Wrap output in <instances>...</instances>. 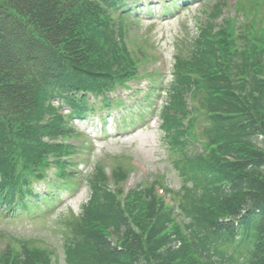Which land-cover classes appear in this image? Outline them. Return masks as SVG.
<instances>
[{
	"label": "trees",
	"instance_id": "trees-1",
	"mask_svg": "<svg viewBox=\"0 0 264 264\" xmlns=\"http://www.w3.org/2000/svg\"><path fill=\"white\" fill-rule=\"evenodd\" d=\"M141 1L0 0V214L57 207L60 185L74 177L67 159L79 149L67 142L79 135L76 121L132 125L130 118L142 116L156 89L130 106L110 97L140 73L124 21L142 18ZM187 1L163 2L162 18ZM221 27H206L192 49L176 55L170 102L160 114L192 185L180 206L187 222L176 223L175 209L153 188L123 201L97 168L84 214L69 223L70 264H218L242 245L244 264H264V33L249 31L242 45L235 29ZM197 125L208 137L202 149ZM124 175L120 169L112 177L118 183ZM33 180L47 190L32 188ZM19 243L0 264H52L48 252Z\"/></svg>",
	"mask_w": 264,
	"mask_h": 264
},
{
	"label": "rangeland",
	"instance_id": "rangeland-1",
	"mask_svg": "<svg viewBox=\"0 0 264 264\" xmlns=\"http://www.w3.org/2000/svg\"><path fill=\"white\" fill-rule=\"evenodd\" d=\"M163 1L170 3L171 0ZM140 4L144 6L142 19L124 21L125 43L131 55L137 60L140 58V73L125 84L127 89L116 88L110 97L119 98L130 106L156 89L150 103L138 112L144 115L140 117L143 119L130 118L132 125H120L118 119H111L112 123L108 122L105 127L98 117L76 122L74 126L79 135L67 142L79 149L72 159H67L73 160L75 165L70 171L74 177L60 185L62 197L58 207L43 214L33 211L15 218L0 214L1 256L7 252L14 254L15 249H20L19 242L27 241L31 248L48 252L52 264H70L65 256V243L71 236L69 223L84 214L92 195L88 180L97 168L106 173L111 190L123 192V201L130 192L153 188L167 206L175 209L176 223L187 222L180 206H187L185 196L192 185L183 177V164L178 163L181 158L170 148L160 116L163 106L170 102L175 57L192 49L196 38L208 26L215 33L221 26L229 28L230 33L235 29L237 43L242 45H245L243 36L249 31L264 33V0H195L184 3L176 14L167 18H162L161 0H142ZM113 18L118 16L113 15ZM150 77L158 83L152 84ZM67 112V109L61 110L63 114ZM201 131L199 125L194 129L200 147L208 141ZM119 168L125 175L120 176L117 183L112 174ZM47 171L53 176L56 168ZM31 182L37 191L47 189L43 182ZM137 207L142 209L141 205ZM143 224L146 226V222ZM245 247L232 246L227 261L218 257V264H244ZM220 249L225 250L223 243Z\"/></svg>",
	"mask_w": 264,
	"mask_h": 264
}]
</instances>
